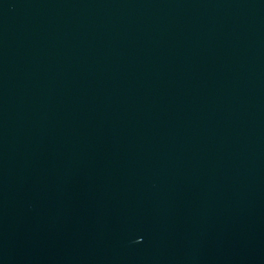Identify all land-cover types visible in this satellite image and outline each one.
<instances>
[{
	"label": "water",
	"instance_id": "obj_1",
	"mask_svg": "<svg viewBox=\"0 0 264 264\" xmlns=\"http://www.w3.org/2000/svg\"><path fill=\"white\" fill-rule=\"evenodd\" d=\"M0 264H264V0H0Z\"/></svg>",
	"mask_w": 264,
	"mask_h": 264
}]
</instances>
